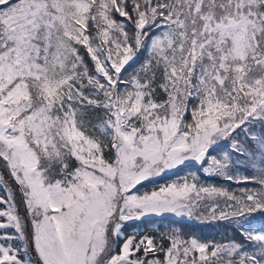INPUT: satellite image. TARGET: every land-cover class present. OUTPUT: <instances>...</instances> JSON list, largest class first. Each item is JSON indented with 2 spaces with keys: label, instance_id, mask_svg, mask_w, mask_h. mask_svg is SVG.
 Wrapping results in <instances>:
<instances>
[{
  "label": "snow or ice",
  "instance_id": "obj_1",
  "mask_svg": "<svg viewBox=\"0 0 264 264\" xmlns=\"http://www.w3.org/2000/svg\"><path fill=\"white\" fill-rule=\"evenodd\" d=\"M0 264H264V0H0Z\"/></svg>",
  "mask_w": 264,
  "mask_h": 264
}]
</instances>
